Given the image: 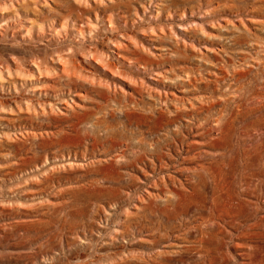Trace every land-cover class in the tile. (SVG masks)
I'll list each match as a JSON object with an SVG mask.
<instances>
[{
    "label": "rangeland",
    "instance_id": "374dc122",
    "mask_svg": "<svg viewBox=\"0 0 264 264\" xmlns=\"http://www.w3.org/2000/svg\"><path fill=\"white\" fill-rule=\"evenodd\" d=\"M3 1L0 61L78 72L0 82V264H264V0Z\"/></svg>",
    "mask_w": 264,
    "mask_h": 264
},
{
    "label": "bare ground",
    "instance_id": "6f19581e",
    "mask_svg": "<svg viewBox=\"0 0 264 264\" xmlns=\"http://www.w3.org/2000/svg\"><path fill=\"white\" fill-rule=\"evenodd\" d=\"M83 1H88V0H83ZM102 1V0H101ZM125 1V0H124ZM82 2V0L80 1ZM86 2H85V5H86ZM89 2V1H88ZM97 2V1H96ZM100 2V1H99ZM97 2V4L99 3ZM4 5H8V7L10 8H13L14 7V4L15 3H19L18 0H5L3 1ZM83 3V2H82ZM88 4V3H87ZM96 4V3H95ZM102 4V3H101ZM90 5V4H89ZM5 11V10H4ZM7 11V10H6ZM97 17V15H96ZM108 22H109V25L108 26H112V20L111 18L108 16L107 18ZM195 20H192L191 23L194 24ZM62 27V25H61ZM143 28V27H142ZM152 29V28H151ZM26 30V34L25 36H21L22 38L29 36L30 37V33L29 31L27 30V28H25ZM58 29H56V27H53V29L51 30V33H58L57 31ZM90 30V28H89ZM144 30V28L142 29ZM141 30V31H142ZM146 30V29H145ZM142 31V32H145ZM148 31V30H147ZM126 36H131L130 34H126ZM131 38V37H130ZM121 43H119L120 45ZM142 44V43H140ZM143 45V44H142ZM115 46L117 49H120L119 46H118V43H115ZM71 51L70 47L67 48V51ZM98 52V51H97ZM86 53V54H85ZM84 54L85 55H82L83 57H85L86 59H89L90 57H92V59L98 63L100 66H102L103 68L105 69H108L110 66V63L108 62V58L109 57V54H105V51H102L99 52V54L95 53V52H92L90 49L85 52ZM117 53V52H116ZM86 55H89V57ZM24 58V57H23ZM3 61V60H2ZM0 61V82H3V81H6L4 77L8 76L10 77L12 74L16 75V77H18L17 75H25V78L27 79H33L35 76V72H37L38 75H40V73L42 72V69L48 71L50 69L54 70L53 72L56 71V68H59L58 71L60 73H63V72H67L68 71H72L74 72V76L76 75L75 72H76V69H77V65L78 63L75 62V59L73 58L72 56V53L71 54H66V51L64 52H55V54L53 55V57L51 56L49 58V61L46 60L45 58H43L42 60H38L37 58H32L30 59L29 61L23 63V64H19L18 63V60L16 61V59H14L13 57H10L9 60H5L4 62ZM111 62V61H110ZM56 63H57V66L60 65V67H56ZM51 64V65H49ZM55 64V65H54ZM115 65V64H114ZM108 67V68H107ZM113 68V67H112ZM78 70V69H77ZM109 70V69H108ZM111 70V69H110ZM113 70V69H112ZM5 71V72H4ZM45 71V72H46ZM51 71V70H50ZM49 71V72H50ZM117 71V70H115ZM57 72V71H56ZM71 72V74H73ZM78 72V71H77ZM76 72V73H77ZM80 72V71H79ZM70 74V73H68ZM13 75V76H14ZM42 75V73H41ZM80 75V74H79ZM77 75V76H79ZM51 76V75H50ZM70 75H68L69 77ZM186 76L187 78L189 79V74L186 73ZM179 77V76H178ZM14 78V77H13ZM21 78V77H20ZM78 78V77H77ZM132 78V77H131ZM23 79V78H22ZM80 79V78H79ZM140 80V79H139ZM25 81V80H24ZM15 82V81H14ZM14 82L12 81L14 87L16 86L14 84ZM22 82V81H20ZM141 82V81H140ZM237 81H234L233 83H235ZM1 87L0 88H3V85L0 84ZM22 85V84H21ZM231 85L232 84H229L225 90L222 91L221 94H227V92H231L230 94L232 96L234 95H237L239 97H243L244 94H245V88H244V85L243 84H239L240 85L239 87H236V88H232L231 89ZM192 86H193V90H190L188 89V92H190L191 94L193 93H196V92H205L204 89H197L195 86H194V83H192ZM16 89V88H15ZM150 89V88H149ZM194 89H197L194 90ZM227 89V91H226ZM156 90H150L149 92L151 93V95H154V96H157L160 98V100H162V102L164 104H167V100L165 98H162L161 95H159L158 93L160 92L158 90V92H155ZM220 91V89H213L211 90L208 95H205V94H200L198 96H195L193 98V101H188L189 98H186L185 101H187L188 104H186V102L182 99V98H179L177 101V103H179L180 105H177V106H174L175 109H173V112L172 110H170V115L169 116H173V119H172V122L173 123H176V127L173 129V130H170L169 133L171 134V137L173 139H177V136L182 133L183 129L184 130H188V129H191V125L192 124H195L194 127L197 128V129H204L205 126H207L212 120H214V124H217L218 125V128H220V124L217 123L219 122V120H221V117L222 115H219V116H216L212 119H210V116H211V113H210V106L217 102L218 101V96H216V98H213L214 97V94L216 92ZM166 93V92H165ZM206 97H209L208 100H205L203 101ZM167 98V97H166ZM220 99L223 98V96H219ZM194 100L199 103V104H195ZM32 106L33 107V104L32 102L30 104L26 103V107L28 108V106ZM168 107V106H167ZM18 110H20V108L18 107ZM205 110V114L201 116V111H204ZM221 111H225V108H224V105L220 108ZM178 114H182L186 117H189V118H185L184 120L186 121L185 124H182V127L180 124L177 123L178 121ZM216 120V121H215ZM208 127H211L210 125ZM208 127L206 128L207 131L209 132L208 130ZM200 131V130H199ZM184 137H186L185 135H183ZM184 137H181L179 138V140L183 141ZM194 142H197V143H200V146H206L208 147V142H204V141H198V140H195ZM212 147V146H211ZM132 156L134 157V152H136V150H132ZM210 152V150L208 149H204L202 151V158L207 155L208 153ZM152 153V152H150Z\"/></svg>",
    "mask_w": 264,
    "mask_h": 264
}]
</instances>
